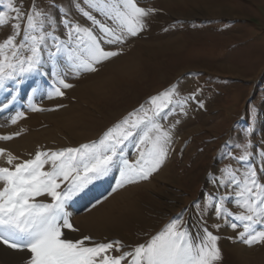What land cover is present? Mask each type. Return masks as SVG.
<instances>
[{"label": "snow or ice", "instance_id": "obj_1", "mask_svg": "<svg viewBox=\"0 0 264 264\" xmlns=\"http://www.w3.org/2000/svg\"><path fill=\"white\" fill-rule=\"evenodd\" d=\"M70 4L91 26L72 19L70 9L63 6L57 9V18L36 0L27 10L19 0H0L6 9L0 11V27L12 28L0 41V110L16 104L22 86L37 77L46 79L47 87L37 83L31 89L28 110L64 107L46 109L35 98L64 97V90L74 87L69 76L96 73L105 62L123 54V47L110 50L106 46H123L137 37L147 28V18L158 11L141 7L137 0H70ZM55 7L53 0L49 8ZM199 91L182 95L179 81L174 82L108 128L99 140L78 147L37 151L20 163H14L18 157L13 153L0 148V156L6 155L10 165L0 167V243L30 253L27 264H216L222 253L220 237L209 230L208 214L212 213L221 221L212 228H240L236 240L247 246L264 244V147L250 138L243 143L228 142L240 154L225 147L221 158L234 160L238 166L226 164L218 173L209 174L215 191L206 193L202 202H193L195 219L191 223L183 212L177 214L146 243L119 255L112 254L125 247L119 240L89 245L85 242L92 240L90 236L64 238L63 229L75 231L66 205L89 185L115 170L119 175L112 192H116L148 180L160 169L173 143L172 130L180 123L176 120L166 128L160 121L173 114L187 115L189 102ZM250 115L253 122L244 130L245 137L255 133L254 109ZM24 117V111H16L10 122L15 124ZM13 135L19 133L0 135V140H10ZM129 145L135 149V159H129ZM42 196L50 197L51 202L37 199ZM229 203L241 211L233 212Z\"/></svg>", "mask_w": 264, "mask_h": 264}, {"label": "rangeland", "instance_id": "obj_2", "mask_svg": "<svg viewBox=\"0 0 264 264\" xmlns=\"http://www.w3.org/2000/svg\"><path fill=\"white\" fill-rule=\"evenodd\" d=\"M161 1L164 2V0H137L141 7L158 10L147 18V28L137 37L130 38L123 46H106L110 50L123 47L124 52L120 56L127 55L129 50L133 51L137 58H135L134 74L128 72L110 76L109 72L103 71L104 74L100 76L101 81L107 82L105 81V85L97 93L99 97L97 95L95 99L85 97L87 100L85 99L84 105L76 103L81 111L75 108V105L70 106L71 111L73 108L77 109L74 112L77 113L75 115L78 118L72 119L81 120L77 121L81 125H77V131L71 130L72 125L57 120L70 111L68 101L75 102L72 101L76 98L72 99V91L79 86L95 83V78L91 77H96L98 72L82 74L79 78L69 76L68 82L74 87L64 90V97L48 99L46 95H40L35 98V102L46 109L54 108L56 105L64 106L55 111L33 112L27 108L31 89L37 83L47 87L41 83L40 77V81L38 77L33 78L22 86L21 97L18 100L22 103V109L15 108L17 105L15 104L7 110H0V118L10 117L14 109L24 111L25 117L17 122L29 120L33 115L36 117V123L32 124L33 131L43 135L42 138L48 136L46 132L52 134V140L47 142L48 145H44L46 144L44 141L45 143L41 144L42 148L36 146L34 151L31 149L27 153H25L26 149L19 150L16 161L20 163L34 157L37 151L56 150V147H60L58 149L78 147L80 144L99 140L108 128L145 103L149 97L160 93L174 82L179 81L182 95L200 89L196 93V99L189 102L187 115L173 114L167 120L160 121L166 128L176 120L180 121L172 130L171 150L160 169L146 181L112 192L119 175L118 171L114 170L109 177L100 180L101 182L96 181L101 183L99 186L101 190L98 189L97 192H95L96 188L90 191L84 190L75 196L74 204L70 201L66 205V211L71 214L70 222L75 231L63 229L66 239L79 240L88 235L100 239L101 242L107 239L108 242L117 238L124 242L125 247L121 250L130 251L136 245L146 243L177 214L183 212L184 219L191 223L195 219L193 202H202L206 193L215 191L209 182V174L218 173L226 164L238 166L234 160L221 158L225 147L230 148L233 154H240V150L231 147L228 142L243 143L250 138L258 147H264V144L260 143L264 141V0H214L213 9L222 11L221 15L214 17H209L198 8H193L184 0L178 2L165 0L166 5L172 4L168 6L162 5ZM19 2L23 4L24 10H27L33 0H19ZM36 2L39 7L52 11L57 18H59L57 9L66 6L65 8L70 9L72 19L91 26L90 22L72 9L70 0H64V3L61 0H54L55 8H49L53 0H36ZM0 11H6L3 5H0ZM94 15L102 19L96 13ZM11 33L10 25L0 27V41ZM66 97L69 99H64ZM253 109L255 133L251 137H245L244 130L253 122L250 115ZM242 116L243 121L237 123L236 120ZM54 119H57V122ZM8 123L5 127L15 126L11 122ZM72 131L74 134L79 133V138H76ZM126 151L129 159H135L133 146L129 145ZM253 151L256 149L254 148ZM45 167L47 169L49 166ZM165 172L168 174L166 175ZM114 177L113 184L111 182L108 184V181ZM261 179L264 180V177ZM129 188L132 191L130 193L134 192L135 199L146 209L147 212H143L146 222L133 221L132 215L128 214L121 227L110 230L112 235L109 237L83 228L84 224L79 221L84 214L96 210L95 208L101 204L102 207L107 205V201H111L110 198L119 191L125 190L120 193L127 194ZM133 188L139 190L134 191ZM37 199L51 202V198L47 196ZM98 200L101 201L100 204H96ZM94 204L96 207L93 209ZM108 206L111 209L110 205ZM114 206L112 211L117 207L116 202ZM228 207L233 212L241 211L232 203H229ZM217 222L221 221L209 213V230L220 237L218 246L221 249L222 259L216 264H264V244L247 246L235 239L242 229L233 230L227 227L226 231H221L212 228L211 225ZM96 242L98 241L91 240L88 244ZM121 250L113 251L112 254L119 255L123 252ZM124 264H127V261Z\"/></svg>", "mask_w": 264, "mask_h": 264}, {"label": "bare ground", "instance_id": "obj_3", "mask_svg": "<svg viewBox=\"0 0 264 264\" xmlns=\"http://www.w3.org/2000/svg\"><path fill=\"white\" fill-rule=\"evenodd\" d=\"M61 1L64 3V0H61ZM65 1H67V0H65ZM174 1L178 2L179 0H174ZM184 1L187 4L188 3L191 4L193 8H198L202 13L204 12L209 17H214V16L221 15L222 11L220 12L219 10L213 9V7H212V3L214 2V0H184ZM165 3H166V1L164 0V2H162V5L168 6L169 4H171V3H169L168 5H166ZM130 51L131 50L127 51L128 52L127 55L116 57V58H113L112 60H110L108 62H105L102 65L101 69L98 71V75H96V77H93V76L91 77V78H95L94 79L95 83L92 82L93 84H89V85L85 84V85H82V86H79V87L75 88V90L72 91V99L74 97H76V98H74L73 100L71 99L72 101H75L74 102L75 104L71 103L70 101H68V107H69L68 109L70 110L71 109L70 106L74 107V105H75V108H76L77 107L76 103L84 105V103L86 102L85 101L86 98L87 99H89L88 97H93L94 98L95 95H97L99 90L105 85V81L106 80L105 81L104 80L101 81V78H100V76H101L103 71L106 72V73L109 72L110 76H112L113 74H117V73H120V74L121 73H126L127 74L128 72L130 74H132V73L134 74L135 64H136V62H135L136 55L133 53V51H131V52ZM99 78H100V80H99ZM88 80H90V79H88ZM107 80H108V78H107ZM91 81H92V79H91ZM112 81H113V78H112ZM104 88L106 90V86ZM102 92H104V91H102ZM102 92H100V93H102ZM100 96H101V94H100ZM64 99H69V98L66 97ZM75 108H73L72 111L71 110L67 111V115L61 116V119H58V120L54 119V120L55 121L57 120V121H59V122H61L63 124H66V123L70 124L73 127L71 130L77 131L76 127H77V125L81 126L80 124H78V122L81 121V120H77L78 122L75 121L76 119L73 120L74 118H78V116L75 115L77 113L74 112V111H76L78 109V107H77L76 110H75ZM16 111L17 110L14 109L12 111V115H15ZM80 111H81V109H80ZM83 111H84V109H83ZM45 116H46V114H45ZM58 116H60V115H58ZM80 116H81V114H80ZM10 117L9 116L8 117L4 116V117L0 118V135H11V134H14V133H19V135H13V138L8 140V141L7 140H0V148H3L7 152H11V153H13V155L16 156V155L19 154V150L24 151V149H26L25 153H27V151H30L31 149H33V151H34L36 146H40L39 148H42L43 147V146L41 147L42 143L46 142V144H44V145H48L47 142H50V139L52 138V136H51L52 134L49 133V132H46L48 134V136L46 138H42L43 135H40V134H38V132H34L33 131L34 127H33L32 124L36 123V117L35 116L32 115V117L29 120H26V121L23 120V121L15 123L14 124L15 126L5 127L6 124L8 122H10ZM47 117H49V116H47ZM50 121H52V120H50ZM55 121H53V122H55ZM66 126H68V125H66ZM79 126H78V128H79ZM67 129H70V128L68 127ZM73 134H74V132H73ZM74 135L76 136V138H79L80 134L79 133L78 134L75 133ZM39 136H41V137H39ZM73 138H74V136H73ZM3 142H5V143H3ZM36 151H37V149H36ZM24 157L25 156H23V158ZM27 157L28 156H26V158ZM29 158H31V157H29ZM6 162H7L6 155L5 156H0V167H7L8 165L6 164ZM14 163H17V161H15ZM165 173H166V175L168 174L167 172H165ZM2 186H3L2 183H0V187H2ZM137 188H138V186H137ZM135 189H134V191H135ZM128 190H129V192H127V194H126V192L125 193L124 192L120 193L122 191H125V190H122V191H119V193L117 195L112 196L110 198V199H112L111 201L110 200H108V201L106 200L107 201V205H110L111 209H113V206L115 205V202H116L117 207L113 211L109 208V206L107 207V205H105V206L102 207V204H101L99 207L95 208L96 210H94V211L92 210V212L84 214L83 217H81L82 219L79 221V222L84 224L83 228H86L87 231H93L94 233H96L98 235H106L107 237H109L110 235H112L110 230L112 228L121 227L123 222H124V220H125L126 215H128V214L132 215V217L134 218L133 221H137V222H140V223L146 222L147 219L144 218V216H143V212L144 211H145V213L147 212L146 209L141 205V202H139L138 200L135 199L134 192L132 194L130 193V192H132L131 188H129ZM136 190H139V189H136ZM103 205H104V203H103ZM104 207H107V208L104 209ZM115 210H116V212H115ZM226 230H227V226L221 228V231H226ZM238 246H236V247H238ZM29 258H30V253L23 252V251H20V250L10 249L7 246H5L2 243H0V264H24V263H27Z\"/></svg>", "mask_w": 264, "mask_h": 264}]
</instances>
